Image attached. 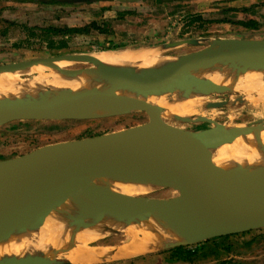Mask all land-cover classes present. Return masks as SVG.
<instances>
[{"label":"water","instance_id":"1","mask_svg":"<svg viewBox=\"0 0 264 264\" xmlns=\"http://www.w3.org/2000/svg\"><path fill=\"white\" fill-rule=\"evenodd\" d=\"M197 42L187 40L154 47L168 49ZM141 49L144 48H136ZM127 50L135 49L67 54L0 65V77L23 75L41 68L57 70V65L63 62L82 65L75 70H58L75 76L91 68L105 66L109 71L107 76L123 75L132 83L145 85L154 91L169 89L182 93L184 98L200 93L211 99L208 110L249 103L243 102L239 95L235 96L236 100L233 98V83L214 82L201 76L212 64H235L243 70L252 68L257 74L264 75V39L214 40L204 50L173 59L168 57L172 61L160 68L112 65L95 55ZM43 94L50 95V92L42 91ZM226 95L230 97L229 102L212 101ZM71 102L68 95L54 96L43 102L30 99L13 102L0 97V127L18 121L104 118L95 115L94 111L109 105L124 108L115 116L145 112L149 120L128 129L46 145L22 156L0 160V243L15 231L26 233L32 222L45 223L50 214L64 218L73 214L74 219L87 213L97 214L96 221L90 224L94 227L100 225L104 218L108 219L105 216L109 213L115 215L119 225L137 226L140 221L167 211V215L174 214L177 227H195L189 243L157 248L135 256L120 255L119 258L115 255L117 250L121 248L124 251L134 242L133 239L138 243L144 242L145 236L141 232L124 231L126 227L119 225L115 229L103 228L99 239L123 233H129L131 238L124 246H101L109 258L95 264H108L264 229V172L242 169L228 156L219 158L221 161L216 157L219 149L233 145L237 140L242 139L245 144L259 142L264 133V119L234 127L200 117L176 120L178 124L175 121L169 123L162 118L164 110L161 107L143 95L119 86ZM189 124H206L209 127L187 128L185 125ZM99 180L138 181L157 185L155 190L172 189L178 194L166 199L144 196L152 190L144 195L128 196L98 186ZM182 204L190 210L187 220L181 218ZM74 225L78 228L79 223ZM65 253L64 250L54 256L39 252L8 255L0 258V264H74L60 257Z\"/></svg>","mask_w":264,"mask_h":264},{"label":"rangeland","instance_id":"2","mask_svg":"<svg viewBox=\"0 0 264 264\" xmlns=\"http://www.w3.org/2000/svg\"><path fill=\"white\" fill-rule=\"evenodd\" d=\"M261 4L264 0H0V65L67 54L100 53L115 45L145 48L198 40L197 44L166 48L164 56L173 59L204 50L214 40L264 39V5ZM250 21H255L257 26L247 25ZM93 22L107 32L92 30L79 35L49 32L53 27H82ZM81 67L73 64L65 69ZM44 69L49 73V68ZM37 74L35 71L23 74L20 80L32 81ZM252 96L254 102L242 100L250 104L208 109L206 115L234 126L264 119V101L259 100L261 96ZM215 100L229 102L230 97L212 99ZM148 120L145 112H135L91 120L13 122L0 127V158H15L42 146L128 129ZM177 194L172 189H160L144 196L166 199ZM129 236V233L106 235L89 241L87 246L91 249L117 246L129 241ZM197 245L188 247L194 249ZM166 251L109 264H264V229L237 235L225 245L204 247L192 261L170 260Z\"/></svg>","mask_w":264,"mask_h":264},{"label":"bare ground","instance_id":"3","mask_svg":"<svg viewBox=\"0 0 264 264\" xmlns=\"http://www.w3.org/2000/svg\"><path fill=\"white\" fill-rule=\"evenodd\" d=\"M164 53V47L153 46L141 50L104 52L95 55L99 56L107 64L126 65L139 69L145 67L160 68L162 65L168 64L172 60L165 57ZM69 65L72 66L73 64L66 62L59 63L57 65L59 68L57 70L49 69V73H45L44 68L37 69L35 71L38 73L36 78L32 81H27L29 84H24L20 80V74L4 75L0 77V97L13 102L22 99L43 102L48 101V98L52 99L54 96L62 97L68 95L71 96L72 102L70 104H72L76 99L83 98L86 95L119 86L139 93L151 103L161 107L164 110L162 118L165 122H177L176 120H188L197 117L209 118L206 115V112L209 111H206V109L211 104V99L202 96L200 93H193L189 97L184 98L182 93L173 92L169 89H164L162 92L157 91V89L154 91L149 89V87H145V85L132 83L131 80L123 75L113 74L107 76L109 71L104 68L105 66L91 68L90 71L81 73L79 76L70 75V72L58 71L69 67ZM201 76L203 78L208 77L214 82L233 83L235 88L232 91L233 98L239 95L243 100L254 102V96L252 95L256 94L257 96H261L259 97L261 98L259 99L261 102L264 101V75L262 73L260 75L257 74V71L252 70V68L243 70L235 64L214 63L209 66L207 73ZM116 82L118 83L115 84ZM46 90H49L50 95H41L42 91ZM77 96L79 98H75ZM122 111H124V108L109 105L95 110L94 114L106 117L114 116ZM209 119L213 120V118ZM172 124L176 125L174 122ZM229 126L234 127V125L231 126L230 124ZM223 156H228L237 162L242 169L249 172L254 170H262L264 172V133L262 134V139L256 143L249 142L245 144L240 139L233 145L223 146L217 151L216 157L218 161H221L219 158H223ZM106 181L108 180H99L97 185L112 192L128 196L144 195L157 188V185L138 181ZM96 215L87 213L74 219L73 214H69L66 218L57 214H50L45 223L41 225L38 222H32L26 233L20 234L18 231H15L8 239L0 243V258L8 255H29L34 252L48 253L54 256L65 250L67 252L65 258L74 264H95L108 259L109 257L105 255L106 249H103L101 246L91 249L87 246V243L98 240L101 229L106 227L108 229H115L120 223H117L115 215L108 213L105 216L108 219L104 218L100 225L91 227V222L96 221ZM189 215V207L182 204L181 218L187 220ZM173 216L174 214L167 215L166 211L156 217H148L140 221L137 226L119 225L121 228L126 227L124 231L130 233L141 232L145 236V241L141 243L135 241L137 239H133L132 241L134 242L126 246L124 252H121L120 255L135 256L145 254L157 248L189 243L195 227L190 229L177 227L175 225L176 219ZM77 222L79 223L77 225L78 228L73 227L75 226L74 223Z\"/></svg>","mask_w":264,"mask_h":264},{"label":"trees","instance_id":"4","mask_svg":"<svg viewBox=\"0 0 264 264\" xmlns=\"http://www.w3.org/2000/svg\"><path fill=\"white\" fill-rule=\"evenodd\" d=\"M238 24H245L243 22H237ZM247 25H254L257 26V23L255 21H250ZM92 30H95L99 33H106L107 29H104L103 26L99 25L97 22H93L90 23L88 25L82 26V27H72V28H68V27H63V28H56L53 27L51 28V30L49 31L50 33H54V35H79V34H89ZM145 45V44H144ZM150 44H147V46H149ZM127 47H139L137 46H132V45H115L112 48L109 49H105L106 51H110V50H120V49H126ZM0 160H3V158H0ZM244 234V233H243ZM237 235H242V234H237ZM237 235H233V236H227V237H222V238H217V239H213V240H209L205 243L202 244V247L205 246L206 244H215V245H225L226 242L233 237H236ZM199 249H190L189 247H175L172 249H169L166 251V253L170 254L171 259L173 261H192L195 256L197 255V251Z\"/></svg>","mask_w":264,"mask_h":264},{"label":"crops","instance_id":"5","mask_svg":"<svg viewBox=\"0 0 264 264\" xmlns=\"http://www.w3.org/2000/svg\"><path fill=\"white\" fill-rule=\"evenodd\" d=\"M242 5H243V7H244V6L247 7L249 4H242ZM263 5H264V4H261V6H263ZM123 244H124V243H122V246L125 245V244H124V245H123ZM202 244H203V243L199 244V245H201V246L197 245V246H195V248H194L195 250H196V249H199V250L197 251L198 253H199V252H202V249H203L204 247H206V249H208L209 247H211V244H212V243H210V244H206V245L203 246V247H202ZM120 245H121V244H120ZM106 247L110 248L109 246H106ZM111 248H112V247H111ZM190 249H193V248H190ZM121 252H124L123 250H121V248H120V250H117V252H115L116 257L119 258ZM157 253H158V252H157ZM198 253H197V254H198ZM151 254H152V253H151ZM199 254H200V253H199ZM117 255H118V256H117ZM147 255H149V254H147ZM143 256H146V255H143ZM133 259H134V258H127V259L115 260L114 263H115V262H122V261H133ZM109 263H110V262H109ZM109 263H108V264H109Z\"/></svg>","mask_w":264,"mask_h":264},{"label":"flooded vegetation","instance_id":"6","mask_svg":"<svg viewBox=\"0 0 264 264\" xmlns=\"http://www.w3.org/2000/svg\"><path fill=\"white\" fill-rule=\"evenodd\" d=\"M199 246H201V245H199Z\"/></svg>","mask_w":264,"mask_h":264}]
</instances>
